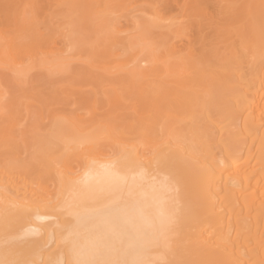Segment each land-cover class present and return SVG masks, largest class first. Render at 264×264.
Masks as SVG:
<instances>
[{
  "label": "bare ground",
  "instance_id": "1",
  "mask_svg": "<svg viewBox=\"0 0 264 264\" xmlns=\"http://www.w3.org/2000/svg\"><path fill=\"white\" fill-rule=\"evenodd\" d=\"M1 1L0 154L41 177L0 164V264H264V0ZM110 172L126 183L100 194ZM112 203L129 218H89Z\"/></svg>",
  "mask_w": 264,
  "mask_h": 264
},
{
  "label": "rangeland",
  "instance_id": "2",
  "mask_svg": "<svg viewBox=\"0 0 264 264\" xmlns=\"http://www.w3.org/2000/svg\"><path fill=\"white\" fill-rule=\"evenodd\" d=\"M8 1L11 2L10 0H8ZM15 1H16V0H15ZM15 1L13 0L12 2H15ZM20 1H21V0H20ZM25 1H26V0H25ZM41 1H42V3H44V6H45V7H44L43 4H42L41 7H43L42 9H44L42 12H44L45 9H47V8H49V7H50V9L53 8L55 3H56V7H57V5L59 4L58 6L61 8V10H62V9L64 10V8H67L68 4H70L69 0H65V1H64V0H61L60 3H59L60 0H51V1H49V0H48V1L46 0V1H45V0H44V2H43V0H41ZM53 1H54L55 3H54ZM57 1H58V2H57ZM67 1H68V4H66ZM71 1H72V0H71ZM78 1H79V0H78ZM78 1H75V0H74V2L76 3V6H75V7H76V10H75L74 13H72V15H74V17H75V14H76V15L79 14V15H78L79 18H80V17H85V16H87L88 13H89L90 11H92V8H95L96 6H97L98 8L96 7L95 10H100V9H103L104 6H106V5L108 6V3H109V2H112V3H109V4H112L113 6L115 5V7H118V6L120 7V6H122V5L124 6V5L126 4L125 1H127V5H128V3L130 2V1H128V0H124V3H125V4H123V1H122V0H117V1H116V0H114V1H113V0H108L109 2H108V1H105V3L107 2V4H105V3H104V0H97V1H96V0H93V1H91V2H90V0H89V1L86 0V1H88L87 3H85V2H86L85 0H84V2H83L82 0H80V2H78ZM94 1L97 2V5H96V6H95L96 3H95ZM100 1H103V2H100ZM131 1H132V0H131ZM134 1H135V0H134ZM134 1L130 2V3H132L133 6H134L135 4L139 5L138 3L141 4V2H142V3H144V2L147 3V2H148V1H146V0H145V1H143V0H139V2H138V0H137V1H135L136 3H133ZM152 1H153V0H152ZM155 1H157V0H155ZM1 2H3V0H2ZM33 2H37V1H36V0L34 1V0H33ZM38 2H39V1H38ZM46 2H47V3H46ZM65 2H66V3H65ZM74 2H71V3L74 5ZM89 2L93 5V7L90 8V10L88 9V11H87V8L90 7V6H92ZM113 2H114V3H113ZM116 2H117V3H116ZM121 2H122V4H120ZM137 2H138V3H137ZM149 2H151V1L149 0ZM149 2H148V3H149ZM17 3H18V2H17ZM20 3H23V2H20ZM27 3L30 4V3H32V1L30 0V3H29V1H28ZM27 3H26V4H27ZM39 3H40V2H39ZM48 3H51V5H49ZM52 3H53V4H52ZM57 3H58V4H57ZM62 3H64V4L67 5V6L65 7L64 4L62 5ZM83 3H84V4H87V5H84ZM88 3H89V4H88ZM98 3H99V4H98ZM103 3H104L105 5H104ZM146 3H144V4H146ZM34 4H35V3H34ZM46 4L49 5V6L46 7ZM101 4H102V7H101ZM116 4H117V5H116ZM20 5H21V4H20ZM20 5H19V6H20ZM22 5H23V4H22ZM52 5H53V7H52ZM70 5H71V4H70ZM77 5H78L79 7H78ZM83 5H84L85 7H84ZM112 5H111V6H112ZM132 5H131V6L128 5L129 8L132 7ZM141 5H143V4H141ZM17 6H18V5H17ZM19 6H18L19 10H21V8L24 9V7H26V6H20V7H21V8H20ZM34 6H35V5H34ZM36 6H38V3H37ZM86 6H87V8H86ZM113 6H112V7H113ZM123 6H122V7H123ZM29 7L32 8V7H31V4H30ZM39 7H40V6H39ZM39 7H36V8H39ZM41 7H40V9H41ZM56 7H55V8H56ZM59 7H58V8H59ZM109 7H110V5H109ZM115 7H114V8H115ZM119 7H118V8H119ZM107 8H108V7H107ZM114 8H113V9H114ZM25 9H26V8H25ZM27 9H28V7H27ZM27 9H26L25 11H27ZM34 9H35V7H34ZM53 9H54V8H53ZM56 9H57V8H56ZM119 9H120V8H119ZM119 9H118V11H119V12H122V11H120V10H123L124 8H123V9H120V10H119ZM19 10H17V12H18ZM28 10H29V9H28ZM61 10L58 9V12L61 11ZM77 10H78V11H77ZM21 11H22V10H21ZM23 11H24V10H23ZM76 11H77V12H76ZM31 12H32L33 15H35V14L33 13V10H32ZM34 12H38V9H37V11H34ZM53 12H55V11H53ZM62 12H63V11H62ZM62 12H61V13H62ZM66 12H67V10H66ZM18 13H19V12H18ZM22 13H24V12H22ZM22 13H21V14H22ZM28 13H30V10L28 11ZM44 13H45V12H44ZM55 13H57V12H55ZM63 13H64V12H63ZM63 13H62V14H63ZM19 14H20V13H19ZM19 14H18V15H19ZM40 14H41V12H40ZM89 14H90V13H89ZM30 15H31V14H30ZM30 15H29V17H30ZM42 15H43V14H42ZM42 15H41V16H42ZM55 15H56V14H55ZM59 15H61V14H59ZM59 15H57L56 18H59ZM72 15H71V16H72ZM20 16H21V15H20ZM41 16H40V17H41ZM63 16H64V14L62 15V17H63ZM32 17H33V16L31 15V18H32ZM40 17H39V19H40ZM65 17H66V15H65ZM67 17H68V16H67ZM74 17H73V18H74ZM76 17H77V16H76ZM31 18H30V19H31ZM54 18H55V16H54ZM54 18H52V19H54ZM56 18H55L54 20H56ZM60 18H61V17H60ZM63 18H64V17H63ZM23 19H24V18H23ZM32 19H33V18H32ZM36 19H37V17H36ZM52 19H51V21H52V22H55V21L52 20ZM70 19H71V18H70ZM76 19H77V18H76ZM37 20H38V19H37ZM37 20H36V21H37ZM40 20H41V19H40ZM46 20H47V19H46ZM57 20H58V19H57ZM60 20H61V19H60ZM24 21H25V19H24ZM29 21H30V23H31V20H29ZM29 21H28V24H29ZM32 21H33V20H32ZM47 21H48V20H47ZM51 21H50V23H51ZM63 21H64V20H63ZM63 21L61 20V22L59 21V24H57V23H56V24H57V25H60ZM69 21H70V20H69ZM37 22H39V21H37ZM56 22H58V21H56ZM64 22H65V21H64ZM67 22H68V21H66V23H67ZM26 23H27V21H26ZM35 23H36V22H35ZM35 23L32 22V24H35ZM69 24H70V23H69ZM48 25H51V26H52V24H48V22H47V26H48ZM64 25H67V24H64ZM27 26H28V25H27ZM53 26H54V23H53ZM69 26H70V25H69ZM48 27H49V26H48ZM59 27H63V26L60 25ZM207 30H208V29H206V31H207ZM74 52H75V51H74ZM74 52H73V53H74ZM76 56H77V55H76ZM81 56H83V55H81ZM0 63H1V62H0ZM3 67H5V64H4ZM1 68H2V67H1ZM1 68H0V69H1ZM4 69H5V68H4ZM34 69H35V68H34ZM34 69L31 70V71H34ZM36 69H37V68H36ZM2 70H3V68L1 69V72H0V73H1V74H4V71H5V70H3V73H2ZM36 71L41 72V73L43 72V71H39L38 69H37ZM38 72H35V71H34V72H32V75H35V73H36V75H37L36 77L38 78V75H39ZM37 73H38V74H37ZM4 75H5V74H4ZM32 75H31V74H30V75L28 74V77H29V76L31 77ZM43 75H44V74H43ZM59 76H60V77H59ZM30 77H29V78H30ZM32 77H33V80L30 78L31 80L27 79V81H28V82H29V81H34V82H35V81H38V80L40 81V78L36 79L34 76H32ZM39 77H40V76H39ZM55 77H57V81H56V82L59 83V80H58V79L61 78V75H58V76L56 75ZM62 77H63V78L61 79L60 83L63 84V85H60V84H59V86H62V87H63V86L66 85L67 88L69 87L71 90H72V89L74 90L75 88H76V89H79V88L82 89V88H84L85 90L83 89L82 92H85V91L87 92V91H89V90H90V89H89L90 87L92 88L91 90L96 89V87H94L93 85L91 86V85H86V84H85V85H84V84H79L77 81L72 80L73 77L70 78L69 80H67L68 78H67V79L65 78V79H66V80H65V79H64V77H65L64 75H63ZM34 78H35L36 80H34ZM42 78H43V76H42ZM51 78H52V77H51ZM54 79H56V78H54ZM54 79H52V80L55 81ZM22 80H24V79H22ZM53 81H52V82H53ZM19 82H20V81H19ZM34 82H33V83H34ZM40 82H42V83H40ZM40 82H39V83L42 84V85H39L38 82H37L38 84H31L30 86H32V85H36V86H37V87H36L37 89L33 86V88H31L30 90H31V91L33 90V91H34V88H35V90H38V85L41 86V87H43V85H44L43 80H41ZM22 83H23V81H22ZM29 83H30V82H29ZM29 83H26V80H25V84H26V85L24 84V86L27 87V86L29 85ZM57 83L53 82V84H56V85H57ZM27 84H28V85H27ZM20 85H21V86H20ZM20 85H19V86L21 87V88H20L21 90H18L17 93H19L20 91H23V89H22L23 86H22V84H20ZM16 86H17V85H16ZM16 86H15V87H16ZM19 86H18V87H19ZM44 86H45V85H44ZM57 86H58V85H57ZM66 86H65V87H66ZM6 87H7V86H6ZM41 87H39L40 90H38V92H39V91H43V89H42ZM23 88H24V87H23ZM27 88H29V87H27ZM87 88H88V89H87ZM7 89H8V87H7ZM10 89H11V88H10ZM13 89H16V88H13ZM24 89H25V88H24ZM41 89H42V90H41ZM27 90H28V89H27ZM30 90H28V91H30ZM25 91H26V89H25ZM28 91H27V93H24V94H26V95H28V93L31 94V91H30V92H28ZM33 91H32V92H33ZM47 91H48V90H47ZM79 91H80V90H79ZM20 93H22V92H20ZM33 93H37V92L35 91V92H33ZM32 95H35V94H32ZM31 98H32V97H31ZM28 99H29V98H28ZM28 99H27V101H28ZM63 99H64V97H63V98L58 97L56 100H52V101H50L49 104H48V106H47V108H49V110L52 109L54 113L57 111L56 115L62 117V116H64L66 113H68L70 110H72V109L76 108L77 106H79V105H77V106H76V105H72V104H71V99H69V98H66L65 100H63ZM68 100H69V102H67ZM133 100H134V98H133ZM30 101H33V102H31L32 104H34L33 107H37V106H36V105H37L36 103H38V102L35 103V101H34L33 99H30L28 102L30 103ZM130 101H131V100H130ZM136 101H137V100L135 99L134 102L136 103ZM66 102H67V103H66ZM69 103H70V104H69ZM126 103H127V100H126ZM128 103H129V101H128ZM137 103H139V101H138ZM35 104H36V105H35ZM129 104H130V103H129ZM132 105H133V104H132ZM136 105H137V104H136ZM31 106H32V105H31ZM53 106H54V108L58 106L59 109H57V110H56V109H53V108H52ZM62 106H63L65 109H64ZM65 106H66V107H65ZM72 106H73V107H72ZM129 106H130V105H129ZM58 107H57V108H58ZM70 107H72V109H70ZM79 107H80V106H79ZM67 108L69 109V111L67 110ZM32 109H34V108H32ZM32 109H31V107H30V111H34V110H32ZM76 109H77V110L79 109L80 111H82V109H80V108H78V107H77ZM104 109L106 110V109H107V106H101L99 109H97V111H99V112H98L99 114H98L96 111H95V112H96V114H98V115H102V112L105 111ZM128 109H129V108H128ZM35 110H37V109H35ZM95 110H96V109H95ZM100 110H101V111H100ZM125 110H126V109H125ZM30 111H29V115H30L31 113L35 115V112H36V111H34V113H33V112H30ZM58 112H59V113H58ZM64 112H66V113H64ZM93 112H94V111H93ZM95 112H94V113H95ZM211 112H212V113L214 112V113H213L214 116H217V115L219 114V113H216L215 110H214V111L211 110ZM25 114H26V112H25ZM32 114H31V115H32ZM59 114H60V115H59ZM61 114H63V115H61ZM27 115H28V114H27ZM29 115H28L27 117H25V115H24V117L26 118V119H25V118H24V119H25V120H28V119L30 120V118H28ZM31 115H30V116H31ZM86 115H87V114H86ZM86 115H85V116H86ZM89 115H90L91 118L93 117L92 114H89ZM89 115L86 116L88 119L90 118ZM219 115H220V114H219ZM32 116H33V115H32ZM32 116H31V117H32ZM36 116H37V115H36ZM220 116H221V115H220ZM14 117H16V116H14ZM21 117H23L22 114H21L20 118H21ZM217 117H218V116H217ZM18 118H19V117H18ZM20 118H19V119H20ZM27 118H28V119H27ZM32 118H33V117H32ZM91 118H90V119H91ZM14 119L16 120L17 118H14ZM19 119H18V120H19ZM18 120H17V121H18ZM22 120H23V119H22ZM22 120H20V121L17 122V123L20 125V127H21V126H25V125H27V127H28V124H29L28 121H25V122H27V124H26V123L23 124L24 121H22ZM42 120H43V121H45V120L47 121V122H44V123L42 122L44 125H49V123H50V122H49V119L46 118V119L44 120V118H43ZM12 121H13V118H12L11 122H12ZM21 121H22V122H21ZM29 122H30V121H29ZM17 123H13V124L15 125V126H14V125H13V126L16 127V124H17ZM21 123H22L23 125H21ZM46 123H47V124H46ZM19 125H18V126H19ZM18 126H17V128H16L17 131H18V129H19ZM25 127H26V126H25ZM25 127H23V129H24ZM46 127H47V126H46ZM46 127L44 126V127L42 128V130H43V129H44V130L47 129ZM48 127H49V126H48ZM28 128H29V127H28ZM28 128H25V131H26V132H28V131H27V130H29ZM16 129H14V130L16 131ZM48 130H49V128H48ZM46 131H47V130H46ZM10 132L12 133L11 129H10ZM23 132H24V131H23ZM39 132L41 133L42 131L40 130ZM16 133H18V132H16ZM28 133L30 134V131H29ZM43 133H44V132H43ZM13 134H14V131H13ZM26 134H27V133H26ZM26 134L24 133L23 135L25 136ZM47 134H48V133H47ZM47 134H46V136H47ZM10 135H11V134H10ZM23 135H22V136H23ZM30 135L32 136V134H30ZM35 135H36V134H35ZM38 135H39V134H38ZM43 135H44V134H42V136H43ZM13 136H15V135H13ZM24 136H23V137H24ZM27 136H29V135L27 134ZM27 136H26V137H27ZM42 136H41V137H42ZM15 137H16V136H15ZM17 137H18V136H17ZM17 137H16V138H17ZM32 137L34 138V134H33ZM41 137H37V138H40L39 140H42L43 138L41 139ZM47 137H48V136H47ZM20 138H21V137L19 136V141H20V143H23V142H21V140H22L23 138H22L21 140H20ZM27 138H28V137H27ZM29 138H30V137H29ZM33 138H32V140H33ZM35 138H36V137H35ZM37 138H36V139H37ZM44 138H45V135H44ZM30 140H31V139H30ZM27 141H28V140H27ZM34 141H35V140H34ZM25 142H26V140H25ZM30 142H31V141H30ZM32 142H33V141H32ZM32 142H31V143H32ZM35 142H36V141H35ZM35 142H34V144H35ZM28 144H29V143H28ZM105 144H106V143H105ZM22 145L24 146V143H23ZM25 145H27V144H25ZM35 146H37V144H35L34 147H35ZM107 146H108L109 148H111L112 151H113L114 146L111 147L112 145H110V144H109V145H106V147H107ZM25 147H26V146H24V148H25ZM28 147H29V149H27L26 152H27L28 150L31 151L30 147L32 148V146L29 145ZM34 147H33V148H34ZM104 147H105V146H104ZM106 147H105V148H106ZM33 148H32V150L35 149V148H34V149H33ZM109 148H107V149H109ZM111 149H110V150H111ZM26 152H24V154H25ZM31 152H32V151H31ZM31 152H29V153H31ZM27 153H28V152H27ZM27 153H26V154H27ZM7 154H8V153H6L5 155H4V154H0L1 158L3 159L2 161L0 160V161H1L0 164H1L2 166H3L4 164H5V166H8V164H6V162H5V161H7L5 158H6V157H7V158L10 157V154H9V155H7ZM22 154H23V153H22ZM22 154H21L20 156H22ZM4 159H5V160H4ZM9 159H10V158H9ZM3 161H4L5 163H4ZM7 162H8V161H7ZM3 163H4V164H3ZM74 163H75V162H74ZM5 166H3L4 169H2V171L4 170V171H3L4 173H5L6 170H7L6 173H8V170L13 168V167H12V168H9V167H11V166H9V167H5ZM0 168H2V167L0 166ZM6 168H7V169H6ZM8 168H9V169H8ZM13 170H15V171H13ZM0 171H1V169H0ZM12 171H13V173L10 174V175L8 174V175H9V176H11V175H15V176H11V177H15V178L17 177L16 179L20 178V179L22 180V182H24L23 184H26V186H27V182H28V187H31V186H29V185H31V184H32V186H34V184H35V185L38 184V182H39V181H38V180H39L38 178L41 177V176L38 177L37 175H35V174H33V173H30V174L28 173V174H26V176H27V177H26V176H24L25 174L22 172L21 174L24 176V177H23L21 174H19V173H20V172H19L20 170L18 171V169L16 170V169L14 168V169H12ZM14 172H16V174H14ZM6 173H5V175H6ZM9 173H11L10 170H9ZM17 173H18V174H17ZM26 173H27V172H26ZM34 175H35L36 179H35ZM18 176H20V177H18ZM37 177H38V178H37ZM44 177H45V176H44ZM32 178H33V179H32ZM20 179L18 180L19 183H21V182H20V181H21ZM28 180H30V182H29ZM42 180H43V179H42ZM45 180L47 181L46 178H45ZM45 180H44V181H45ZM16 181H17V180H16ZM36 181H37V183H36ZM31 182H34V184L31 183ZM48 182H49V179H48ZM30 183H31V184H30ZM46 183H47V182H46ZM49 183H50V182H49ZM36 186H37V185H36ZM34 187H35V186H34Z\"/></svg>",
  "mask_w": 264,
  "mask_h": 264
},
{
  "label": "snow or ice",
  "instance_id": "3",
  "mask_svg": "<svg viewBox=\"0 0 264 264\" xmlns=\"http://www.w3.org/2000/svg\"><path fill=\"white\" fill-rule=\"evenodd\" d=\"M162 161L158 160L157 163H161ZM115 165H107L105 166L106 170H110L114 168ZM142 169H141V174H142ZM126 181L124 178L119 177L118 175L114 173H109V176L106 180L105 183L98 185L97 186V191L100 194H103L105 191H110V192H115L119 190L121 183ZM68 207L71 208L73 207V202H67ZM99 218L103 223L105 224H110L114 223L118 220H127L129 218L128 215V210L126 208H121L115 203L106 205L103 209L96 210L95 213L89 214V218ZM85 217L79 216V220H83ZM69 236L66 239L72 240L75 238L76 234L69 229ZM16 264H28V262H16ZM78 264H86V262H79Z\"/></svg>",
  "mask_w": 264,
  "mask_h": 264
}]
</instances>
